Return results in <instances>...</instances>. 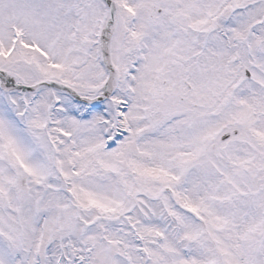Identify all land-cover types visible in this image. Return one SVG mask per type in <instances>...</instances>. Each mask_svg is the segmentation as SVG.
Instances as JSON below:
<instances>
[{"label": "snow or ice", "instance_id": "1", "mask_svg": "<svg viewBox=\"0 0 264 264\" xmlns=\"http://www.w3.org/2000/svg\"><path fill=\"white\" fill-rule=\"evenodd\" d=\"M0 264H264V0H0Z\"/></svg>", "mask_w": 264, "mask_h": 264}]
</instances>
